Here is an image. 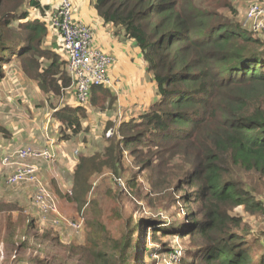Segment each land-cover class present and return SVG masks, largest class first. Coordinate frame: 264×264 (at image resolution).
Masks as SVG:
<instances>
[{
    "label": "trees",
    "instance_id": "1",
    "mask_svg": "<svg viewBox=\"0 0 264 264\" xmlns=\"http://www.w3.org/2000/svg\"><path fill=\"white\" fill-rule=\"evenodd\" d=\"M90 3L104 23L117 26L125 38L134 41L158 98L137 119L118 126L110 122L101 136L106 142L102 149L90 155H76L74 200L82 201L88 179L104 169L110 171L115 182L120 179L129 193H139L135 179L124 181L118 174L124 169L129 150L133 161L149 171L154 188L171 184L186 204H199V211L189 208L171 232L161 228L164 234L190 235L196 241V250L189 253L191 260L182 264H264V242H257L256 238L247 241L241 218L229 212L232 206L261 210L264 203L253 198L240 179L235 182L224 166L229 161L236 165V171H251L264 177L262 34L255 35L242 25L241 18H236L237 7L230 0ZM224 7L230 10V16L221 12ZM49 9L40 0H0V83H16L22 75L52 100L64 95L72 78L58 36L53 34L49 42V26L33 16ZM45 42L56 50L46 48ZM14 56L21 66L13 77L7 66ZM26 89L27 94L20 97L8 96L10 104L21 101L33 109ZM93 92L106 90L94 86ZM47 100L41 103V99H36L35 105L54 110L51 117L61 123L60 141L79 136L86 115L83 105L57 106L58 100L54 105ZM5 128L0 126V132ZM111 128L114 132L108 137ZM0 147L5 157L20 148L15 149L11 143ZM119 193L112 194L115 201L119 200ZM89 211L84 245L71 246L72 252L74 248V253L89 255L82 264H132L136 260L143 264L145 254L141 257V252L146 245L142 241L137 244L136 234L143 220L123 217L120 207L114 208L110 218L119 220L120 225L117 236H112L101 218L98 202H93ZM18 222L24 223V219ZM50 222L55 229H73Z\"/></svg>",
    "mask_w": 264,
    "mask_h": 264
},
{
    "label": "rangeland",
    "instance_id": "2",
    "mask_svg": "<svg viewBox=\"0 0 264 264\" xmlns=\"http://www.w3.org/2000/svg\"><path fill=\"white\" fill-rule=\"evenodd\" d=\"M195 1L199 3L204 0ZM243 1H241V5H243ZM255 1L260 0H249L248 5ZM241 5L236 4L238 8L236 18L240 17L243 21L244 14ZM244 6L246 5L244 4ZM221 12L226 13L228 16L231 15L230 10L226 7L222 8ZM39 15L40 12L37 11L33 16L39 17ZM34 17L31 18L35 19ZM52 35L53 32L47 36L49 42H52ZM260 37L264 39L263 34ZM44 46L56 50L55 46L46 42ZM57 52L59 51L57 50ZM12 60L7 66V72L14 77V73L19 69L21 63L16 56ZM45 60L49 61L50 59ZM19 78V81L13 84L7 81L6 84L0 83V126L2 128L6 126L7 128L4 132H0V146L7 143H11L15 148L20 146L11 138L10 120L12 119L20 120L17 126L13 128L14 133L19 132L22 128L26 132H31L33 128L34 133L36 128L39 130L38 135L41 142L44 140L42 132L59 136V127H54V120L51 119L49 128L46 126V129L43 120L36 121V116H46L52 109L48 106V109L40 111L38 105H35V100L41 98V103H45V99H48L47 103L54 105L57 101L56 98L51 100L50 97L37 92L31 94L29 100L30 103L33 102V109L21 104V101L10 104L8 96L11 97L17 94V97H20L24 93L27 94L28 84L33 91V85L29 80L22 75ZM24 87L25 89H23ZM6 106L8 107L6 108ZM32 112L35 113V117L28 118ZM19 115L26 116V120L24 119L23 122ZM33 123L34 127L30 130L25 129L30 128ZM87 133L90 136V132ZM102 140H104L102 137L97 140L98 145H101ZM2 152L3 149L0 147V264H82L87 261L89 259L87 253H74V248H72V252L71 246H74V244L84 245L88 233L86 220L90 216L89 207L95 201L98 202L101 218L105 221L112 236H117L120 225L119 220L110 218L112 210L116 207H120L123 217L132 216L133 220L140 219L144 221L138 232H136L138 236L137 244L142 241V244L146 245V247H142L141 252V257L145 254L143 264H182L184 260H191L189 253L196 250V241L190 235L164 234L161 228L165 227L171 232L173 230L171 228L184 219L185 212L189 208H193L195 212L199 211V204H186L180 198L179 190L176 191L171 184L154 188L151 184V178H149V171L140 168L133 161L129 150L127 151L128 158L125 159L124 169L118 174L121 173L124 181H126L125 178L135 179L139 186V193H129L128 189L125 188L126 185L115 182L110 171L104 169L101 172L94 173L88 179L85 184L87 192L81 202L74 200V186L66 192V187L70 186V181H73V178L67 175V173L69 174L67 168L65 169L66 173V171L63 172V165L61 167L55 166V163L51 162L52 160L49 161L50 163L45 164H42V161H32L39 164L41 172L38 177L43 180L53 196L56 197L63 213L73 220L83 221L84 229L83 231L81 229L80 232H82L79 234L71 228L69 230L55 229L48 224L50 221L53 222L52 218H43V215L40 214L39 209L32 201L37 193L36 184L21 183L15 186L7 184V173L9 176L13 172L12 168L15 164L4 163L6 153ZM13 161L17 163L18 159L14 158ZM224 166L234 177L235 182L236 179H240L244 189L253 198L264 203V177H260L251 171H236V165L229 161H226ZM236 175L239 178H236ZM118 191L120 192L119 200L115 201L112 194H116ZM24 195L25 197H22ZM229 212L241 218L242 232L247 241L256 238L257 242H264V209L250 211L245 209L244 206H232ZM21 219H24V223L18 222ZM43 219H48V221L43 222ZM154 236L157 238L154 239ZM145 248L147 249L145 250ZM174 252H177L178 256L174 255ZM132 264H137V260L136 262L132 261Z\"/></svg>",
    "mask_w": 264,
    "mask_h": 264
},
{
    "label": "crops",
    "instance_id": "3",
    "mask_svg": "<svg viewBox=\"0 0 264 264\" xmlns=\"http://www.w3.org/2000/svg\"><path fill=\"white\" fill-rule=\"evenodd\" d=\"M40 1L42 4L47 6L49 5V7L52 8L59 0ZM241 1L236 0V4L238 3L241 5ZM248 1L249 0H244L243 5L240 6L243 14H245L244 12L248 6ZM73 3L75 5V11L73 12L74 19H78L88 25L92 30L94 43L103 52L114 58V62L110 65L108 70L111 84L109 86H102L103 89L106 90V93L91 92L89 102L86 105H83V109L86 112V115L83 118L84 129L83 132L76 138H72L67 141H60L58 135H50L47 132H42L44 140L41 142V138L38 135L39 130L35 128L34 133L32 131L34 123L30 125V128H25L26 130H30L32 128L31 132H26L23 128L17 133L12 132V139L20 145V148L31 146L39 151L45 149L52 151L55 155V160H52L51 162H54L55 166L57 165L61 167V165H63V172H65V169L67 168L69 170V174L67 171L66 173L70 176V178H74L73 171L75 163L77 162L76 150L79 151L78 154L84 153L90 155L102 149L106 144L105 140H102L101 145H98L99 143L97 140H100L102 134L104 135L110 122L118 126L121 122L126 120L137 119L158 98L156 95L155 83L147 74L146 64L142 61L134 41L132 39L125 38L117 26L110 23H104L92 8L90 0H73ZM232 4L236 6L235 0ZM244 4L246 6H244ZM237 19L240 20V17H237ZM28 89L30 98L32 96L31 94H36L37 92L41 93L35 85L34 88L32 87V93H30L29 85ZM57 100V106H82L77 101L72 88L66 89L64 95ZM46 108L48 109V106L44 105L40 108V111ZM52 111L54 110L52 109L46 116H36V121L43 120V125L46 129V126L49 128V122L52 119L54 120V127H59L60 129L61 123L57 119H53L51 117ZM19 117L22 118L23 122L24 119L26 120L27 118L22 115H19ZM34 117V112L28 116V118ZM19 122L20 120H13L12 128L17 126V123ZM87 132H90V136ZM85 137H87V140H84ZM32 161H42V164L50 163V160L48 161L45 159L29 158L25 160L26 163L37 164ZM15 167L16 166H14V169ZM72 184L73 181H70V186L65 185L67 186L66 192L70 191L73 187Z\"/></svg>",
    "mask_w": 264,
    "mask_h": 264
},
{
    "label": "built area",
    "instance_id": "4",
    "mask_svg": "<svg viewBox=\"0 0 264 264\" xmlns=\"http://www.w3.org/2000/svg\"><path fill=\"white\" fill-rule=\"evenodd\" d=\"M75 5L73 0H59L44 14L42 18L49 26L51 33L59 38L60 51L67 60V69L71 75V87L77 101L83 105L89 102L94 86H109L111 80L108 74L114 58L103 52L93 40L91 28L78 19H74ZM242 25L254 34H264V2L255 1L249 4L245 11ZM50 33V34H51ZM114 130L111 128L107 136L111 137ZM76 150V154H78ZM18 162L15 163L13 158ZM55 160L52 151L36 150L31 146L21 147L15 153L4 158V163L15 164V169L8 177L9 184L34 183L37 186L34 203L43 215V218L52 216L55 225L65 224L76 232L82 229V220H73L66 216L48 186L38 177L39 167L36 164L26 163L27 159ZM122 183L120 179H116ZM45 220V219H43ZM174 255L178 256L177 252Z\"/></svg>",
    "mask_w": 264,
    "mask_h": 264
}]
</instances>
